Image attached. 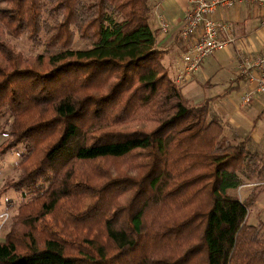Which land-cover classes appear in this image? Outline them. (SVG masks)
Masks as SVG:
<instances>
[{"label": "trees", "instance_id": "trees-1", "mask_svg": "<svg viewBox=\"0 0 264 264\" xmlns=\"http://www.w3.org/2000/svg\"><path fill=\"white\" fill-rule=\"evenodd\" d=\"M150 10L0 0V156L26 155L0 187L21 197L0 264H264L255 198L236 192L257 154L169 76ZM21 35L43 51H15Z\"/></svg>", "mask_w": 264, "mask_h": 264}, {"label": "crops", "instance_id": "crops-1", "mask_svg": "<svg viewBox=\"0 0 264 264\" xmlns=\"http://www.w3.org/2000/svg\"><path fill=\"white\" fill-rule=\"evenodd\" d=\"M149 1L151 5L150 23L156 35V46L164 51L162 63L174 80L175 75L182 68V56L188 45V40L177 37L183 24L188 2L187 0ZM212 17L230 27L229 34L234 41L224 51L218 52L220 54L217 57L221 56L220 59L211 60L210 56L214 55L212 54L208 56L209 58L202 60L199 68L186 82L189 86L188 93L195 92L197 85L193 83L194 79L202 82L204 86L222 87L223 91L214 92L205 97L212 98L211 115L222 122L224 134L229 140L231 138L232 142H235V140L245 139L247 147L251 145L248 150L256 154L259 151L264 152V92L255 95L248 104H242L240 94L248 90L250 86L246 78L238 72V63L243 52L249 54L264 52V8L255 4L243 3L227 10H219ZM162 19L169 24L166 32H162L160 28ZM226 70L228 71L227 76L212 81V77H216L217 73ZM225 81L229 83L226 87ZM232 92L238 94L237 99L232 97ZM261 169L262 167H259L258 171L264 177V170L261 172Z\"/></svg>", "mask_w": 264, "mask_h": 264}, {"label": "built area", "instance_id": "built-area-1", "mask_svg": "<svg viewBox=\"0 0 264 264\" xmlns=\"http://www.w3.org/2000/svg\"><path fill=\"white\" fill-rule=\"evenodd\" d=\"M183 24L177 37L188 40L183 53L182 68L174 77L178 85L188 82L191 74L196 71L202 60L216 51L228 47L233 41L229 34V26L213 19L219 10H227L240 4H255L264 8V0H187ZM168 22H160L162 32L168 29ZM238 72L243 75L249 89L240 94L242 104H248L255 95L264 92V52L260 54H242L238 63ZM5 215L2 221L5 220Z\"/></svg>", "mask_w": 264, "mask_h": 264}, {"label": "rangeland", "instance_id": "rangeland-1", "mask_svg": "<svg viewBox=\"0 0 264 264\" xmlns=\"http://www.w3.org/2000/svg\"><path fill=\"white\" fill-rule=\"evenodd\" d=\"M10 41L12 43L14 50L19 52L23 56H30V55L34 56L35 54L43 51L42 47L35 46L33 42L26 37V35H21L16 38L14 37L10 38ZM88 43L90 42L82 38L80 34L76 30H74L72 45H71L73 49L89 47ZM225 49L220 50V51H224ZM216 52L213 53L214 54L213 56L209 55L211 57V60L213 61L221 58V56L217 57V55L220 54L218 53L219 51H216ZM242 54L250 55L247 52H243ZM227 75H228L227 70L221 71L217 73L216 77L214 78L212 77V81L215 80L216 78H224ZM203 77L204 76L202 75V78ZM199 81H202V80H199ZM227 81H225L226 82L225 87L229 85ZM193 83L197 85V87H195V92L188 93L189 86L187 85V83L182 86V91L187 97H190L194 100H201L205 97L210 96L214 92L223 91L222 87L220 86H217V85L204 86L202 85V82H198L196 79H194ZM232 97L234 99H237L238 94L236 92H232ZM0 126H3V127H0V143H2L7 137L5 133L7 129L5 130L6 127L3 125L2 119H0ZM230 140L231 142L233 141V139L231 138ZM235 142H239V140L237 141L235 140ZM248 148L250 149L251 145H248ZM258 154L256 156L257 157L256 171L257 169H259V167H262V169L260 170L262 172V170H264V152L259 151ZM25 156H26L25 151L21 145L16 147L12 151L7 152L3 156H0V187L5 182L11 179H14L17 176L18 172L16 171L15 168ZM249 181L251 183L241 186L236 192L241 198L246 197L249 193L251 194L252 192L255 199H254L253 205L248 207L247 222L258 226L264 231V177L262 175H257V176H254V179L251 178V180ZM20 201H21V197L17 193H15L13 190H8L1 197L0 199V237L4 236L7 230V225L10 222V218L13 214L16 213ZM5 215L7 216L5 220L2 221Z\"/></svg>", "mask_w": 264, "mask_h": 264}]
</instances>
